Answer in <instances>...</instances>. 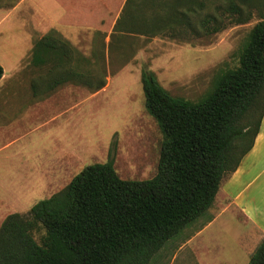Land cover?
<instances>
[{"label":"trees","instance_id":"16d2710c","mask_svg":"<svg viewBox=\"0 0 264 264\" xmlns=\"http://www.w3.org/2000/svg\"><path fill=\"white\" fill-rule=\"evenodd\" d=\"M248 1L220 0L217 6L215 0H126L108 44L100 41L93 56L48 33L35 42L32 61L54 70L55 83L71 80L97 89L105 77L83 72L81 65L105 73L106 50L123 33L197 38L246 23L252 15L245 11ZM140 81L146 110L163 136L154 176L122 179L112 158L84 167L26 214L4 218L0 264H148L167 240L204 214L253 146L264 113V16L252 27L238 65L223 71L200 101L172 96L147 69ZM34 230L43 231L40 243ZM247 264H264V237Z\"/></svg>","mask_w":264,"mask_h":264},{"label":"rangeland","instance_id":"374dc122","mask_svg":"<svg viewBox=\"0 0 264 264\" xmlns=\"http://www.w3.org/2000/svg\"><path fill=\"white\" fill-rule=\"evenodd\" d=\"M125 1L0 0V87H12V110L18 111L11 128L0 132L1 139L17 141L8 149L11 164L0 169V224L7 215L26 214L60 191L84 167L109 158L122 179L154 176L163 136L146 110L141 72H153L172 96L198 102L223 71L238 65L252 27L264 16V0H250L245 11L252 15L246 23L200 32L197 38L123 33V40L106 50L105 73L80 64L83 72L105 77L97 89L71 80L55 83L54 70L33 63L34 44L48 33L84 57L93 56L100 41L108 44ZM261 97L264 104V92ZM212 216L208 209L187 224L148 264H246L244 252L248 247L254 251L264 236L247 237L220 223L197 235ZM32 235L40 243L43 231Z\"/></svg>","mask_w":264,"mask_h":264},{"label":"crops","instance_id":"0c3cea01","mask_svg":"<svg viewBox=\"0 0 264 264\" xmlns=\"http://www.w3.org/2000/svg\"><path fill=\"white\" fill-rule=\"evenodd\" d=\"M121 7L122 4L118 12ZM0 88L1 132L3 128H11L10 125L16 118L11 117L17 115L18 111L12 110L16 106L14 100L10 98L14 92L12 87ZM4 93H9V97ZM14 142H17L16 138L1 139L0 136V169L11 164L8 149ZM209 211L213 216L204 228L196 233L197 235L211 230L215 224L220 223L222 228L237 232L241 230L247 237L264 236V113L253 146L243 156L235 171L221 182ZM237 251L242 254L241 250ZM252 252L253 249L249 247L244 252L243 256L247 257L246 264Z\"/></svg>","mask_w":264,"mask_h":264}]
</instances>
